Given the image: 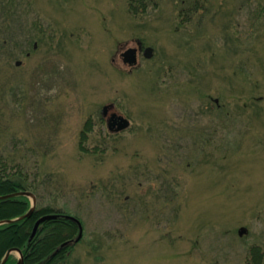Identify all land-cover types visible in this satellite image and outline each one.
I'll list each match as a JSON object with an SVG mask.
<instances>
[{
	"label": "rangeland",
	"instance_id": "374dc122",
	"mask_svg": "<svg viewBox=\"0 0 264 264\" xmlns=\"http://www.w3.org/2000/svg\"><path fill=\"white\" fill-rule=\"evenodd\" d=\"M2 152L65 264H264V0H0Z\"/></svg>",
	"mask_w": 264,
	"mask_h": 264
},
{
	"label": "trees",
	"instance_id": "16d2710c",
	"mask_svg": "<svg viewBox=\"0 0 264 264\" xmlns=\"http://www.w3.org/2000/svg\"><path fill=\"white\" fill-rule=\"evenodd\" d=\"M2 153H0V195L21 191L34 193V184L26 181L23 165L16 161L14 167L11 156ZM30 205V200L25 195L0 199V222L12 220L0 224V261L9 249H19L23 264H65L64 252L72 247L73 240L78 235V224L64 217L63 213L46 208H35L29 217L18 218L28 211ZM52 212L58 216L43 221L31 238L35 221L40 216ZM64 242L68 243L61 247ZM12 256L10 253L4 264H15L18 257L13 259ZM253 259L257 260L256 250L253 251Z\"/></svg>",
	"mask_w": 264,
	"mask_h": 264
},
{
	"label": "water",
	"instance_id": "95a60500",
	"mask_svg": "<svg viewBox=\"0 0 264 264\" xmlns=\"http://www.w3.org/2000/svg\"><path fill=\"white\" fill-rule=\"evenodd\" d=\"M135 48H128L126 49L125 51L122 52V57H123V61L129 65H132L134 63H136L137 61V58H136V53H135ZM151 47H146L145 48V52H144V56L149 58L151 57ZM17 64H19V62H17ZM127 125V120L125 119H120L119 120V124L117 126V130H120V129H123L125 128ZM18 195H25V196H28L31 198V205H30V208L28 209V211L23 214L22 216L18 217V218H24V217H29L32 212L34 211L35 209V204H36V197L35 195L32 193V192H29V191H21V192H14V193H9V194H6V195H0V199H4V198H9V197H13V196H18ZM58 216V214L56 213H52V214H44L42 216H40L34 223V226H33V229H32V232H31V238L34 236V234L36 233V230L38 228V226L45 220H49V219H54ZM64 217H66L67 219H70V220H73L75 221L77 224H78V235L77 237L73 240V242H78L79 239L81 238V235H82V226H81V223L80 221L74 217V216H71V215H66L64 214L63 215ZM12 220H5V221H1V223H4V222H10ZM245 231V229L242 227L239 229V234H242L243 232ZM68 242H64L62 243L60 246L63 247L67 244ZM13 251H16L18 253V260L15 264H23V259H22V254L20 252L19 249H9L3 259L0 261V264H4L5 260L7 259L8 255L10 253H12Z\"/></svg>",
	"mask_w": 264,
	"mask_h": 264
},
{
	"label": "flooded vegetation",
	"instance_id": "af4514ba",
	"mask_svg": "<svg viewBox=\"0 0 264 264\" xmlns=\"http://www.w3.org/2000/svg\"><path fill=\"white\" fill-rule=\"evenodd\" d=\"M34 46H35V44H34ZM128 48H135L136 49L135 50L136 58H137V55H140V54L143 55V57H145L144 56V52H145V48L146 47L142 44V42L139 39L135 40V46L127 47L123 51H125ZM152 54H153V49L151 50V56H152ZM121 59L123 61V57L122 56H121ZM127 65H129V64H127ZM134 65L132 64V65H129V66L133 67ZM103 106L101 107V110H100L101 111L100 116L102 118V121H104L106 123V126H107V128L109 130H111V131L115 130L116 131L117 130V126L119 124V120L120 119H124L123 116H121L120 114L114 112L115 111L114 110V106H115L114 104L109 103V104L103 105ZM127 127H128V122H127V125H126L125 128H127ZM125 128L120 129L118 131L124 130ZM83 133H85V131H83Z\"/></svg>",
	"mask_w": 264,
	"mask_h": 264
}]
</instances>
